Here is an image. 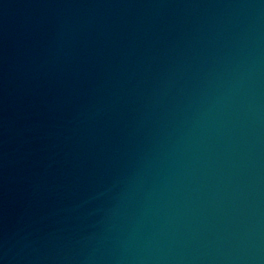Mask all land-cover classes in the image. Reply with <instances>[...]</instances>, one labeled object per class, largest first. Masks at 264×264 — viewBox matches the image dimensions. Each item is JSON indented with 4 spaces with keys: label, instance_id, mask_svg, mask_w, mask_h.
I'll list each match as a JSON object with an SVG mask.
<instances>
[{
    "label": "water",
    "instance_id": "95a60500",
    "mask_svg": "<svg viewBox=\"0 0 264 264\" xmlns=\"http://www.w3.org/2000/svg\"><path fill=\"white\" fill-rule=\"evenodd\" d=\"M0 264H264V0H0Z\"/></svg>",
    "mask_w": 264,
    "mask_h": 264
}]
</instances>
